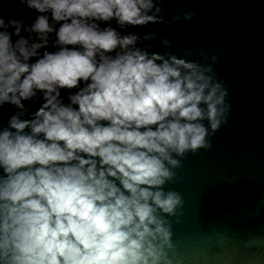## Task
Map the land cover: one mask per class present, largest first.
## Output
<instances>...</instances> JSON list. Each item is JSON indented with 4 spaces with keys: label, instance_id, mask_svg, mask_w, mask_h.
Returning a JSON list of instances; mask_svg holds the SVG:
<instances>
[{
    "label": "clouds",
    "instance_id": "obj_1",
    "mask_svg": "<svg viewBox=\"0 0 264 264\" xmlns=\"http://www.w3.org/2000/svg\"><path fill=\"white\" fill-rule=\"evenodd\" d=\"M21 3L61 26L41 15L29 29L41 42L14 44L8 28L20 36L22 23L0 18V107L45 101L0 131V264L166 262L157 210L175 214L182 198L159 189L180 167L174 155L211 147L202 122L220 128L227 90L210 67L149 56L136 35L100 27L163 23L157 0ZM52 33L58 50L39 56Z\"/></svg>",
    "mask_w": 264,
    "mask_h": 264
},
{
    "label": "water",
    "instance_id": "obj_2",
    "mask_svg": "<svg viewBox=\"0 0 264 264\" xmlns=\"http://www.w3.org/2000/svg\"><path fill=\"white\" fill-rule=\"evenodd\" d=\"M156 6L163 23L121 28L113 20L100 27L136 35L135 48L149 56H176L210 67L228 93L220 128L213 132L207 120L202 122L211 147L174 155L180 167L171 169L173 179L159 189L182 198L175 214L157 210L171 232L162 264H264V0H157ZM41 15L58 31L61 25L51 13L41 14L21 0H0V18L23 25L20 36L8 28L14 44L21 38L41 42L29 31ZM57 50L52 33L39 56ZM77 91L62 90L63 104L70 105ZM22 103L23 110L10 103L0 107V131L13 117L31 120L45 101L38 93Z\"/></svg>",
    "mask_w": 264,
    "mask_h": 264
}]
</instances>
